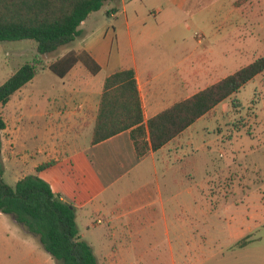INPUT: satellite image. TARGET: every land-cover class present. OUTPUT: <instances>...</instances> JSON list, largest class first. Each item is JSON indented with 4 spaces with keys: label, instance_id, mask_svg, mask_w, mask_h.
<instances>
[{
    "label": "crops",
    "instance_id": "crops-1",
    "mask_svg": "<svg viewBox=\"0 0 264 264\" xmlns=\"http://www.w3.org/2000/svg\"><path fill=\"white\" fill-rule=\"evenodd\" d=\"M176 1L178 0H172L173 3ZM187 1L184 0L185 3ZM138 2L145 3L141 5L144 9L137 5ZM107 4L110 6H106V10L111 8L108 16L117 18L121 14L124 18L123 25L130 39L128 43L130 51L128 52L125 44L119 43L116 32L111 33L110 30L105 31V29L99 32L93 27L91 30L87 29L85 24L91 14L80 27L81 42L74 50L87 52L101 71L97 75H92L79 62L66 77L60 78L69 81L68 87L49 94L41 90L40 78L46 72L58 76L48 69L52 63H45L43 70L13 96L7 106L16 98L14 113L17 136L8 141L2 138L4 176L9 164L22 168L15 175V184L11 187H15L17 182L26 176L37 175L50 185L55 195L64 202H70L69 204L76 208L77 219L83 217L95 219L99 215H109L117 211V215L112 219V229L108 236L109 245L105 250L106 257L113 259L112 264H144V262L150 264V261L144 259L148 258L147 253L150 254L152 251L148 250L147 253L128 251L121 237H125L124 232L131 239L141 238L139 240L147 241L151 240L150 237L154 232L151 229L154 226L158 227L157 224L162 223L164 228L168 229L170 218L176 220L175 225L179 223L178 214L183 213L184 207L182 201H178L182 192L177 191L176 174L177 172L183 174L184 166L186 169L190 168L187 170V173H190L187 176L190 175L193 183L199 163V150L190 131L206 116L200 118L163 148L156 152L151 151L143 158H139L136 154L130 131L95 145L92 144V139L86 142L87 139L79 137L75 139V143L67 153L58 157L49 152L50 146L54 144L53 134L64 125L76 129L86 127L89 122L91 127L94 126L105 80L121 70L135 71L145 121H148L176 103L200 92L198 86L201 65H204V62L198 52L199 47L195 49L196 56L186 58L183 49L179 51L178 43L171 40L167 42L169 47L167 49L171 52L173 63L166 72H155L150 63L149 49L152 40L161 34V31L153 27L144 29L141 41L135 43L134 27L145 23L151 16L155 19L160 18L165 13L164 9L156 8L155 0H111ZM149 11L151 16L148 15ZM219 12L223 14L222 21L215 26L214 41L209 45L207 59V76L209 79H215L213 84L232 75L231 67L239 65L247 57L250 56L253 63L257 58L264 56V54L256 56V51L263 46L261 39L248 38L245 35L242 37L240 31L242 28L232 25L231 18L233 15L241 17V9H234L231 3L228 10L222 7ZM114 36L116 40L118 38L116 46ZM76 75L79 78L76 79L75 84H71ZM87 77L92 79L87 80ZM29 86L32 89H27ZM92 112L93 119L90 122L88 114ZM8 128L1 132V137ZM36 145L37 153L43 159L34 157L29 151L30 147ZM250 152L256 155L258 160L264 159V141L259 140L256 147L250 148ZM51 161L55 162L51 168L37 172L39 166ZM150 173L158 183L154 189L153 183L148 185V181H151ZM180 184L182 186L181 178ZM131 191L134 193L131 194ZM167 191L171 195L169 201L164 197ZM187 191H193V187H189ZM167 203H171V208ZM111 207L115 209L112 210ZM160 256L157 252L153 257ZM0 264H57V262L45 251L38 237L25 230L12 216L0 212Z\"/></svg>",
    "mask_w": 264,
    "mask_h": 264
},
{
    "label": "rangeland",
    "instance_id": "rangeland-1",
    "mask_svg": "<svg viewBox=\"0 0 264 264\" xmlns=\"http://www.w3.org/2000/svg\"><path fill=\"white\" fill-rule=\"evenodd\" d=\"M155 2L156 8H163L165 13L155 19L149 11L148 15L151 17L148 21L134 27L135 43L141 41L144 29L153 27L161 31V34L152 40L149 49L150 63L155 72H166L172 65L173 57L167 49L169 48L167 42L172 40L178 43L179 51L183 49L186 58L196 56L195 49L200 48L198 52L204 65H201L198 89L201 91L213 84L215 79H209L207 76L209 45L214 41L215 26L222 21L223 14L219 10L222 7L228 10L231 3L234 9L242 11L241 17L233 15L232 25L242 28L240 29L242 37L245 35L248 38L261 39L263 46L256 51V56L264 54V0H188L186 3L184 0L174 3L172 0H155ZM107 3L99 12L90 16L85 27L89 30L93 27L99 32L101 29L110 30L111 33L116 32L119 43L125 44L129 52L130 39L123 25L124 18L121 14L117 18L108 16L111 8L106 10V6H110ZM144 4L137 3L139 7ZM178 6L182 8L179 9ZM176 31L178 32L175 33ZM116 36H114L115 46L118 40ZM81 38L45 56L37 54L36 44L33 41L1 43L0 86L24 64L36 59H40L44 65L54 64L61 57L65 58L70 54L81 55L84 51L74 50L81 42ZM250 58L249 56L246 60H242L239 65H233L231 74L248 66L252 62ZM77 78H79L77 75L73 77L71 84H75ZM40 79L41 90L49 94L68 87L69 82L61 80L50 72H46ZM91 79L87 77V80ZM27 89L32 88L29 86ZM16 104L15 98L9 106H0V118L9 127L1 137L6 141L17 136L14 113ZM92 114L93 112L88 114L90 122L93 119ZM94 126L91 127V123L88 122L84 128L75 129L70 125H64L63 128L55 130L54 144L51 145L53 148L50 146L49 152L55 157L62 156L79 137L89 142L93 137ZM190 134L199 150V163L193 183L190 175L187 176L190 174L187 173L190 168L186 169L184 166L183 174L179 172L176 174L177 191L182 192L178 201H182L184 207L183 213L178 214L179 223L175 225L176 220L170 218L168 229H165L162 223L157 224L158 227L154 226L151 229L154 231L151 240L147 241L139 240L141 238L131 239L123 232L125 237H121V241L125 249L146 253L149 252L148 250L152 251L150 254L147 253L149 257L144 259L150 261V264H264V159L258 160L257 156L250 152V148L256 147L259 140L264 141V74L219 104L190 131ZM36 149L37 145L30 147L29 151L34 157L43 159ZM21 170L22 168L9 164L4 182L14 186L15 175ZM151 175L152 173L148 185L153 183L154 189L158 183ZM180 178L182 186H180ZM191 186L193 191L188 192L187 189ZM130 193L133 194L134 191ZM164 197L169 201L171 195L167 191ZM171 203H167L169 208ZM113 212V215L102 214L95 219L89 217L77 219L76 211L79 233L82 235V240L93 248L95 256L100 257L97 258L100 260L98 264L113 262L112 258L106 257L107 251H105L109 245L108 236L112 229V219L117 215V211ZM94 225L95 227L91 228ZM244 243L247 245L241 247ZM157 252L161 256L153 257Z\"/></svg>",
    "mask_w": 264,
    "mask_h": 264
},
{
    "label": "trees",
    "instance_id": "trees-1",
    "mask_svg": "<svg viewBox=\"0 0 264 264\" xmlns=\"http://www.w3.org/2000/svg\"><path fill=\"white\" fill-rule=\"evenodd\" d=\"M111 0H0V44L33 41L37 54L50 55L81 37V25ZM92 75L101 68L87 53L70 54L48 69L59 78L78 63ZM40 59L24 64L0 86V106L43 70ZM264 72V56L192 97L145 121L135 71L121 70L109 76L93 129L92 144L130 131L139 158L156 152L179 137L200 118L237 94ZM7 127L0 118V212L12 216L25 230L38 237L57 264H98L93 248L82 240L76 223V208L55 195L37 175H29L11 187L4 182L1 132ZM45 163L37 172L51 168ZM244 243L241 247L246 246Z\"/></svg>",
    "mask_w": 264,
    "mask_h": 264
}]
</instances>
